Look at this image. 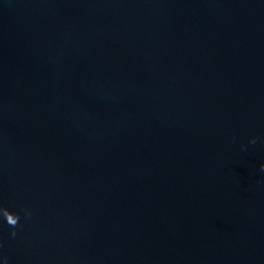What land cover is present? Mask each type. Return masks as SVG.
Wrapping results in <instances>:
<instances>
[{
    "label": "water",
    "instance_id": "1",
    "mask_svg": "<svg viewBox=\"0 0 264 264\" xmlns=\"http://www.w3.org/2000/svg\"><path fill=\"white\" fill-rule=\"evenodd\" d=\"M261 165L264 0H0V264H264Z\"/></svg>",
    "mask_w": 264,
    "mask_h": 264
},
{
    "label": "clouds",
    "instance_id": "2",
    "mask_svg": "<svg viewBox=\"0 0 264 264\" xmlns=\"http://www.w3.org/2000/svg\"><path fill=\"white\" fill-rule=\"evenodd\" d=\"M250 143L255 144L256 141L253 139V140L250 141ZM261 171H264V165H261ZM30 215H31L30 213H26V216H30ZM3 216H4L5 220H6V223L9 226H11L13 228H15L17 226L18 221H19V216L14 215L12 213H9L7 210H3ZM15 235H16V233L13 232L12 236H15Z\"/></svg>",
    "mask_w": 264,
    "mask_h": 264
}]
</instances>
